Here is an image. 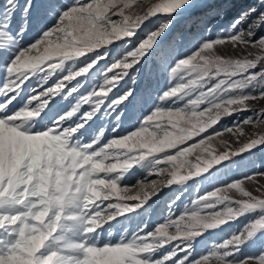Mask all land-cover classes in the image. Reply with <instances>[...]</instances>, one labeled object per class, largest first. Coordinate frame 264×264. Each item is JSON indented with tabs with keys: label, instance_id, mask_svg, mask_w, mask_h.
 <instances>
[{
	"label": "snow or ice",
	"instance_id": "6c2138e0",
	"mask_svg": "<svg viewBox=\"0 0 264 264\" xmlns=\"http://www.w3.org/2000/svg\"><path fill=\"white\" fill-rule=\"evenodd\" d=\"M191 4L0 0V264H264V167L229 175L264 149V10L165 40Z\"/></svg>",
	"mask_w": 264,
	"mask_h": 264
},
{
	"label": "rangeland",
	"instance_id": "374dc122",
	"mask_svg": "<svg viewBox=\"0 0 264 264\" xmlns=\"http://www.w3.org/2000/svg\"><path fill=\"white\" fill-rule=\"evenodd\" d=\"M37 2H39V0H37ZM248 7L256 8L257 11L264 10V6L261 5L260 0H192V4L187 6L174 18L172 29L168 33V36L165 37V40L171 37L179 39L180 36L183 35L187 37L189 41L194 42L195 38L204 32L206 23L213 27L214 31L226 28L240 11ZM155 23H157V21L153 20L151 24H146L138 34L136 40L143 37L145 32L150 30ZM34 31L35 26L29 30L24 39L30 40L34 35ZM260 34H264V29H261L260 32L257 33V35ZM135 42L134 40L133 43ZM186 46L190 45L186 42ZM226 51L232 52V49L229 48ZM161 84H163V81H161ZM124 86L131 87L132 84L130 81L126 80ZM262 105H264V102L255 103L253 107H260ZM237 118L238 117L227 118L221 122L220 126L223 127L224 125L230 124L233 119ZM260 127L264 128V125ZM224 138L227 139L228 137L225 136ZM259 167H264V149L254 152L250 157L245 156L242 159H238L237 164L234 165L233 172L229 173V175L239 176ZM194 189L195 185H189L188 193L184 196V204H187L189 199L196 195ZM171 195L172 192L165 190L164 194L158 199L153 198V208L156 211L152 213L150 210L149 215L146 216L145 219L156 222L159 220L161 214L167 215L168 209L165 205L168 201V197ZM173 211H175V209H173ZM241 223H243V220ZM235 227H239V225H235Z\"/></svg>",
	"mask_w": 264,
	"mask_h": 264
}]
</instances>
